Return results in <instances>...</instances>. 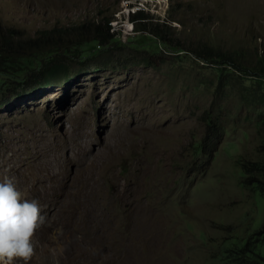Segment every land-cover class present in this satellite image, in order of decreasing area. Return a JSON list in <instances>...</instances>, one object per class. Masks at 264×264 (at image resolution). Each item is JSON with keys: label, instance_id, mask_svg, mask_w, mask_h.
<instances>
[{"label": "rangeland", "instance_id": "obj_1", "mask_svg": "<svg viewBox=\"0 0 264 264\" xmlns=\"http://www.w3.org/2000/svg\"><path fill=\"white\" fill-rule=\"evenodd\" d=\"M138 8L170 26L167 48L153 25L133 29ZM105 17L116 41L67 60L59 84L22 92L0 73V180L33 200L35 161H53L29 264H235L228 250L264 222L242 166L262 158L264 0H0L1 24L27 35ZM208 118L211 156L198 150Z\"/></svg>", "mask_w": 264, "mask_h": 264}, {"label": "trees", "instance_id": "obj_2", "mask_svg": "<svg viewBox=\"0 0 264 264\" xmlns=\"http://www.w3.org/2000/svg\"><path fill=\"white\" fill-rule=\"evenodd\" d=\"M128 15L134 30L145 29L147 25L151 24L153 26L150 33L164 47L169 46L165 39V34L170 28L167 23L158 17L149 15L148 11L143 9H135L128 12ZM152 21L155 23H151ZM108 22L109 18L106 17L103 23L83 20L68 26L40 29L33 35L19 32L0 22V73L5 75L10 82L21 83L22 92L59 84L67 78V60L88 58L97 54L99 49H103L109 42L116 41L113 34L109 32ZM85 49H87V54L83 55L81 51ZM204 49L205 55L220 58L223 63L232 60L231 53L214 51L207 47ZM260 71L264 73V66L260 68ZM4 85L0 84V86ZM8 102L9 99H4L0 101V106ZM260 132H262V139L257 150L262 158L244 161L242 166L248 173L245 182L254 184L264 198V119L260 122ZM219 134L216 122L211 118L206 119L204 134L198 144L200 154L212 155L217 147ZM263 235L264 222L261 229L253 236ZM253 236L242 247L228 250L235 255L234 259L237 260L235 264L264 263V254L260 255L256 252V247L252 248L259 240L257 238L256 241H252ZM261 239L264 240V236Z\"/></svg>", "mask_w": 264, "mask_h": 264}, {"label": "clouds", "instance_id": "obj_3", "mask_svg": "<svg viewBox=\"0 0 264 264\" xmlns=\"http://www.w3.org/2000/svg\"><path fill=\"white\" fill-rule=\"evenodd\" d=\"M44 221L37 200L24 199L12 178L0 180V264H29Z\"/></svg>", "mask_w": 264, "mask_h": 264}, {"label": "bare ground", "instance_id": "obj_4", "mask_svg": "<svg viewBox=\"0 0 264 264\" xmlns=\"http://www.w3.org/2000/svg\"><path fill=\"white\" fill-rule=\"evenodd\" d=\"M141 6V5H140ZM136 7H138V6H136ZM138 9H142V8H138ZM133 11V10H132ZM131 11V12H132ZM129 27V26H128ZM128 32V31H127ZM146 107V106H145ZM147 111V110H146ZM145 115V114H144ZM149 115V114H148ZM146 116V115H145ZM109 122H111V121H109L108 119H105V118H102L101 120H100V122H99V129H101V128H104L105 129V127L108 125V123ZM117 123V122H116ZM121 124V123H120ZM145 125V124H144ZM90 127V126H89ZM110 127V126H109ZM112 129V128H111ZM106 130V129H105ZM114 131V130H113ZM116 131V130H115ZM108 133H107V136H106V139H105V142H104V145H105V147H106V154L105 155H109L110 153H111V151H112V148L109 146V143H108V141H109V138L112 136L111 135V133H110V131H107ZM38 137V136H37ZM114 137V136H113ZM112 137V138H113ZM87 139V138H86ZM111 139V138H110ZM74 142V141H73ZM91 142V141H90ZM84 143V142H83ZM92 143V142H91ZM75 145V144H74ZM90 145V144H89ZM43 147V146H42ZM60 147V146H59ZM81 148V147H80ZM87 148V147H86ZM85 147H82L81 149L83 150V151H85V149H86ZM100 148H102V147H100ZM90 149V148H89ZM86 150H88V148L86 149ZM61 153V152H60ZM59 154V153H58ZM89 154V153H88ZM91 155V154H90ZM60 156V155H59ZM57 157V159L59 160L60 159V157ZM66 156V155H65ZM82 156V155H81ZM93 158V157H92ZM47 159V158H46ZM45 159V160H46ZM55 159V158H54ZM82 159H83V157H82ZM56 160V159H55ZM76 160V159H75ZM47 162L46 163H40L39 161L37 162V161H35L36 162V164H37V167H38V169H39V171L41 172V174L43 175V177L42 178H39V177H36L35 176V178H36V182L33 184L34 185V191H33V193H34V195H35V197H34V200H37V201H39V200H42L44 197H45V195L47 194V189H48V187L50 186L49 184H46L47 183V181L44 179V178H46V179H50V177L51 176H53L54 175V173H53V171L51 170V168H50V163H52L53 161H48V160H46ZM99 161H107V159L104 157V159L103 160H99ZM43 162H45V161H43ZM70 163H71V161H69ZM8 163H12V161H8ZM56 163H57V165L60 167V169H61V163H62V161H56ZM14 164V163H13ZM17 164V163H16ZM80 164V163H79ZM88 165V164H87ZM14 166H16V165H14ZM37 187H39V188H37ZM17 264H20V262H17Z\"/></svg>", "mask_w": 264, "mask_h": 264}]
</instances>
